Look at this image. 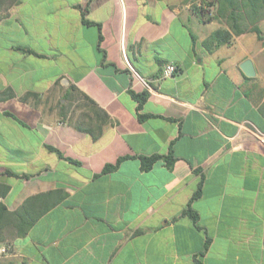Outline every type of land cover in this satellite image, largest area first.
<instances>
[{
  "label": "crops",
  "instance_id": "crops-1",
  "mask_svg": "<svg viewBox=\"0 0 264 264\" xmlns=\"http://www.w3.org/2000/svg\"><path fill=\"white\" fill-rule=\"evenodd\" d=\"M209 1L0 0V264H264V14Z\"/></svg>",
  "mask_w": 264,
  "mask_h": 264
},
{
  "label": "trees",
  "instance_id": "trees-1",
  "mask_svg": "<svg viewBox=\"0 0 264 264\" xmlns=\"http://www.w3.org/2000/svg\"><path fill=\"white\" fill-rule=\"evenodd\" d=\"M207 3L216 4V16L217 17H224L229 27L235 33L241 32L243 29H246V25L242 22L243 19L248 17L249 20L252 22L256 21V19L260 18L264 14V0H211ZM202 9V8H201ZM203 10V9H202ZM243 11L240 13L239 11ZM207 17H210L207 15ZM260 39L264 38V34L258 28L256 24H253L251 28ZM230 33L224 29H217L215 30L208 40H213L218 42H227L230 40ZM135 97L138 99L139 103H141L146 97V93L137 94ZM49 148H52L51 146ZM160 156L159 155H152V156H142L141 157V164L143 169H149L154 161H156ZM170 162L171 159H168ZM9 174L10 172H5ZM8 185L0 183V196H4L8 190ZM198 195V191L194 194L193 197ZM184 213L188 214L193 219L197 218V213L188 206ZM20 214L18 211H8L6 206L0 201V240L3 239V229L5 228L6 224L9 225L14 220L18 222V225L15 226L18 228V232L20 233L23 227L29 225V221H22L20 218ZM34 218L31 217L30 221Z\"/></svg>",
  "mask_w": 264,
  "mask_h": 264
},
{
  "label": "built area",
  "instance_id": "built-area-1",
  "mask_svg": "<svg viewBox=\"0 0 264 264\" xmlns=\"http://www.w3.org/2000/svg\"><path fill=\"white\" fill-rule=\"evenodd\" d=\"M176 70H177V66L175 64L168 63L163 68V76H170ZM255 134L258 135V137L261 140H264V134L261 131H259L258 129L255 130ZM9 249H10L9 244H7L5 246H0V253L7 252Z\"/></svg>",
  "mask_w": 264,
  "mask_h": 264
},
{
  "label": "water",
  "instance_id": "water-1",
  "mask_svg": "<svg viewBox=\"0 0 264 264\" xmlns=\"http://www.w3.org/2000/svg\"><path fill=\"white\" fill-rule=\"evenodd\" d=\"M241 68L243 69V71L245 72L246 75H252L254 74V69H253V65L251 60H245L242 64H241Z\"/></svg>",
  "mask_w": 264,
  "mask_h": 264
},
{
  "label": "rangeland",
  "instance_id": "rangeland-1",
  "mask_svg": "<svg viewBox=\"0 0 264 264\" xmlns=\"http://www.w3.org/2000/svg\"><path fill=\"white\" fill-rule=\"evenodd\" d=\"M202 9H203L202 11H204V13H205L206 15L211 16V15H210V10H207L206 8H202Z\"/></svg>",
  "mask_w": 264,
  "mask_h": 264
}]
</instances>
